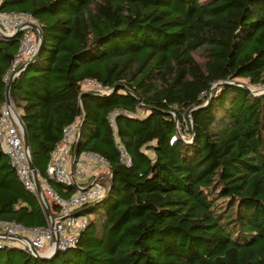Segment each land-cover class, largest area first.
I'll return each mask as SVG.
<instances>
[{
  "label": "trees",
  "instance_id": "1",
  "mask_svg": "<svg viewBox=\"0 0 264 264\" xmlns=\"http://www.w3.org/2000/svg\"><path fill=\"white\" fill-rule=\"evenodd\" d=\"M0 12L30 14L43 37L10 88L37 174L75 118L76 157L103 155L110 174L74 246L49 259L0 246V264H264V91L237 80L264 88V0H0ZM19 42L0 35V114ZM0 220L47 223L1 146Z\"/></svg>",
  "mask_w": 264,
  "mask_h": 264
},
{
  "label": "built area",
  "instance_id": "2",
  "mask_svg": "<svg viewBox=\"0 0 264 264\" xmlns=\"http://www.w3.org/2000/svg\"><path fill=\"white\" fill-rule=\"evenodd\" d=\"M37 27V21L28 13L0 12V35L12 36L20 33L17 52L3 77L5 83L10 79L13 81L36 53L39 45ZM82 88L84 91L101 93L111 91V88L93 79L84 80ZM19 120L18 114H13L5 101L0 114V146L19 180L38 197L33 177L34 172L36 173L50 216L45 214V226L36 227L0 220V246L19 247L29 253L33 248L41 255L52 257L57 251L74 246L79 234L86 228L88 216L82 209L96 203L106 193L110 180L107 170L109 163L103 155L86 151L75 158L71 171L72 151L79 139L80 119L75 118L63 127L61 138L51 150L45 175L39 176L30 165L31 154L25 151ZM115 145L120 161L130 166L131 158L125 146L118 141ZM88 166L92 168L89 175L91 179L83 182L77 180L78 177L86 176L84 168ZM50 180L74 185L75 191L68 197L61 196L50 185Z\"/></svg>",
  "mask_w": 264,
  "mask_h": 264
},
{
  "label": "water",
  "instance_id": "3",
  "mask_svg": "<svg viewBox=\"0 0 264 264\" xmlns=\"http://www.w3.org/2000/svg\"><path fill=\"white\" fill-rule=\"evenodd\" d=\"M37 31H38V33H39V45H38V49H37L36 53L31 57V59L28 60V62L24 65L25 67H26L30 62H32V61L36 58V56H37V54H38V52H39V49H40V47H41V45H42V42H43L42 33H41V30H40L39 27H37ZM2 36H7V35H2ZM11 83H12V79H10V80L8 81V83H7V89H6V92H5V98H6V103H7L8 108L11 110V112H12L13 114H16L15 109H14V106H13L12 101H11V95H10ZM262 90H264V88H262ZM261 93H262V92H261ZM19 123H20V125H21V129H22L21 132H22V138H23V144H24L25 151L28 152V153H30V150H29V147H28V144H27V140H26L25 131H24V129H23V126H22L20 120H19ZM81 130H82V121H81V123H80V125H79V131H78L79 135H80V133H81ZM78 145H79V144H78V141H77V142L75 143L74 147H73L72 157H71V171H72V166H73V163H74V161H75V158H76V156H77V154H78ZM30 165L32 166V162H30ZM32 167H33V166H32ZM33 177H34L35 187H36V189H37V195H38V198H39L40 204H41V206H42V208H43L45 214H46L47 216H50V212H49V209H48V207H47V204H46V202H45V200H44V198H43V196H42V194H41L40 187H39V183H38V179H37V176H36V173H35V172H34V174H33ZM108 183H109V188L107 189L106 195H108V194H109V191H110V180L108 181ZM106 195H105V196H106ZM31 251H32V252H31L30 254H31L32 256L36 257V258L49 259V258L51 257V256L49 257V256L41 255V254H39V253H38L35 249H33V248H31Z\"/></svg>",
  "mask_w": 264,
  "mask_h": 264
},
{
  "label": "rangeland",
  "instance_id": "4",
  "mask_svg": "<svg viewBox=\"0 0 264 264\" xmlns=\"http://www.w3.org/2000/svg\"><path fill=\"white\" fill-rule=\"evenodd\" d=\"M238 81H242L243 84L247 85L252 91L253 93L255 94H260L261 92H263L264 90H262L263 86L262 85H258V86H253V85H250L249 82H248V79H237ZM77 180H81L80 177L77 178ZM86 215L88 216L89 213H86Z\"/></svg>",
  "mask_w": 264,
  "mask_h": 264
},
{
  "label": "crops",
  "instance_id": "5",
  "mask_svg": "<svg viewBox=\"0 0 264 264\" xmlns=\"http://www.w3.org/2000/svg\"><path fill=\"white\" fill-rule=\"evenodd\" d=\"M91 169L92 168H89V166L84 168V170L86 171V176L84 178H80L81 182L85 181L86 179H87L86 181H88V179H91V177H89Z\"/></svg>",
  "mask_w": 264,
  "mask_h": 264
}]
</instances>
